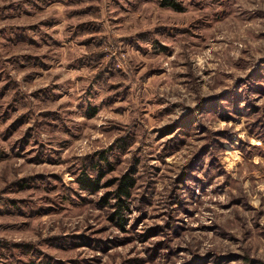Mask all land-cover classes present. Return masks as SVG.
Instances as JSON below:
<instances>
[{"label":"rangeland","instance_id":"374dc122","mask_svg":"<svg viewBox=\"0 0 264 264\" xmlns=\"http://www.w3.org/2000/svg\"><path fill=\"white\" fill-rule=\"evenodd\" d=\"M177 1L0 0V264H264V0Z\"/></svg>","mask_w":264,"mask_h":264},{"label":"trees","instance_id":"16d2710c","mask_svg":"<svg viewBox=\"0 0 264 264\" xmlns=\"http://www.w3.org/2000/svg\"><path fill=\"white\" fill-rule=\"evenodd\" d=\"M162 5L165 6H171L175 9H182V5L177 0H160ZM103 156V155H102ZM101 166L99 163L93 164V169L97 170L96 178H93L91 176L82 175L81 181L82 184L86 188L94 189L96 190L98 188L100 176L102 174L101 172ZM134 185V178L132 176H129V174H124L121 178H119V181L117 183V186L115 188L114 196L117 198L116 203L117 204V212L123 211L124 208L127 206V199L131 196V190ZM112 194V193H111ZM107 196L105 198L107 199Z\"/></svg>","mask_w":264,"mask_h":264}]
</instances>
